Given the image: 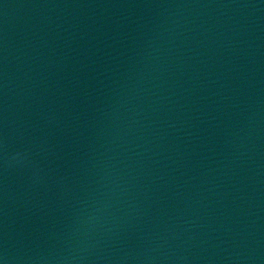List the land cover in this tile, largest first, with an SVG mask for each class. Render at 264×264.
<instances>
[{
  "label": "water",
  "instance_id": "water-1",
  "mask_svg": "<svg viewBox=\"0 0 264 264\" xmlns=\"http://www.w3.org/2000/svg\"><path fill=\"white\" fill-rule=\"evenodd\" d=\"M0 264H264V0H0Z\"/></svg>",
  "mask_w": 264,
  "mask_h": 264
}]
</instances>
